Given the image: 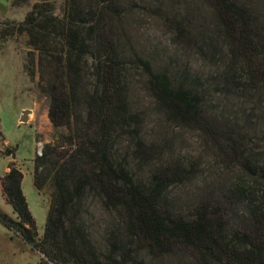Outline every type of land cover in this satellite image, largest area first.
<instances>
[{
    "label": "trees",
    "instance_id": "trees-1",
    "mask_svg": "<svg viewBox=\"0 0 264 264\" xmlns=\"http://www.w3.org/2000/svg\"><path fill=\"white\" fill-rule=\"evenodd\" d=\"M122 1L88 0L85 5L84 0H69L62 18L44 2L20 25L39 51L41 89L50 98L48 118L57 130L34 164V186L41 193L50 190V204L39 237L22 189L23 174L12 167L0 183L17 219L0 210V222L43 256L39 264H107L82 223V202L95 197L105 210L123 214L127 237L160 251L162 264H264V12L238 0L210 2L229 55L245 63V88L233 74V64L222 84L227 95L245 93L237 96L244 106L240 122L216 112L208 115L199 93L172 87L136 51L129 64L120 58L123 46L115 22ZM129 6L141 14L161 8L147 0H131ZM185 17L172 21L179 38L189 35ZM52 47L56 56L50 54ZM139 69L148 76L146 88L160 113L207 137L225 166L218 188L200 198L190 218L161 201L171 185L186 177L182 165L167 163L144 186L134 181L127 160L116 156L121 138L132 142L141 163L156 160L154 145L143 137L141 112L131 107L132 79Z\"/></svg>",
    "mask_w": 264,
    "mask_h": 264
},
{
    "label": "rangeland",
    "instance_id": "rangeland-1",
    "mask_svg": "<svg viewBox=\"0 0 264 264\" xmlns=\"http://www.w3.org/2000/svg\"><path fill=\"white\" fill-rule=\"evenodd\" d=\"M84 1L88 4V0ZM130 1L121 2V18L115 22L116 36L123 46L119 50L120 58L129 64L136 51L150 63L155 73L165 74L172 87L182 86L199 93L202 108L208 115H216V112L217 115L236 117L241 122L244 106H240L242 99L237 100V96L245 93L240 91L234 97L227 95L222 92V84L228 66L233 64V74L245 88V63L229 55V46L212 13L211 0H147L152 7H161L160 11L147 14L133 12ZM44 2L53 7L51 13L59 18L69 8V0H30L19 5L13 0H0V181L12 167L22 172V189L39 237L45 232L50 190L46 188L41 193L34 186V164L44 146L53 141L57 130L48 118L50 98L41 89L39 51L30 46L29 34L21 32L19 27L34 6L41 7ZM238 2L264 12V0ZM95 6L103 9L104 5L96 2ZM183 17L187 18L189 26L188 38H179L172 23ZM52 50L54 47L50 54L56 56ZM147 80L148 76L141 69L134 72L131 107L141 112L143 137L154 145L156 160L141 163L135 156L132 142L121 138L115 145L116 156L120 161L127 160L134 181L144 186H149L152 173L167 163L174 161L182 165L186 177L171 185L162 194L161 201L173 212L190 218L200 198L208 190L218 188V175L224 172L225 166L215 157L207 137L168 121L160 113L147 91ZM252 95L258 98L253 92ZM24 110L31 111L27 124L21 123ZM257 116L255 113L254 119ZM254 124L253 128H260L256 122ZM58 131L65 132L66 129ZM0 210L17 219L2 193L1 183ZM81 210L84 212L83 226L107 264H162L160 251L143 240L127 237L123 214L105 210L95 197L83 201ZM108 235L114 239H107ZM42 258L38 251L0 222V264H39Z\"/></svg>",
    "mask_w": 264,
    "mask_h": 264
},
{
    "label": "water",
    "instance_id": "water-1",
    "mask_svg": "<svg viewBox=\"0 0 264 264\" xmlns=\"http://www.w3.org/2000/svg\"><path fill=\"white\" fill-rule=\"evenodd\" d=\"M31 111L24 110L21 116V123L27 124L29 122V114Z\"/></svg>",
    "mask_w": 264,
    "mask_h": 264
}]
</instances>
